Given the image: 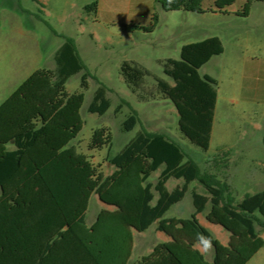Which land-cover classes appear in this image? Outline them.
I'll use <instances>...</instances> for the list:
<instances>
[{"label": "trees", "instance_id": "obj_1", "mask_svg": "<svg viewBox=\"0 0 264 264\" xmlns=\"http://www.w3.org/2000/svg\"><path fill=\"white\" fill-rule=\"evenodd\" d=\"M235 1L216 0V7L222 11ZM254 1L264 0H249L238 15L248 16ZM160 3L167 12H205L203 0ZM98 5L99 0H93L85 10L95 13ZM159 21L155 13L150 25L128 27L152 32ZM223 52L218 37L184 45L179 60L161 62L173 84L156 78L158 93L178 112L180 131L204 150L212 140L218 83L202 76L200 69ZM55 59V69L36 70L0 105V264H129L134 233L152 225L170 241L157 244L140 264H247L264 247L256 228L257 222L264 227V191L234 205L232 196L226 195L228 185L215 174L202 172L195 161L186 160L181 146L167 135L140 130L119 153L109 154L107 162L115 168L110 175L70 146L84 126L85 94L69 93L66 84L73 75L83 73L81 85L87 88L90 72L71 38L65 39ZM121 74L130 90L145 100L146 78L151 73L135 62H125ZM110 107L106 89L99 87L89 112L104 115ZM138 121L136 113H131L124 130H133ZM111 143L108 129L99 128L90 148L102 149ZM162 166L156 185L147 183ZM170 178L185 183L170 192L166 187ZM194 181L205 186L207 194L192 191L191 217L166 218ZM153 189L159 195L156 204ZM94 193L108 208L89 226L86 214ZM208 203L206 219L230 233L228 246L198 219ZM201 233L212 240V262L197 248Z\"/></svg>", "mask_w": 264, "mask_h": 264}, {"label": "rangeland", "instance_id": "obj_2", "mask_svg": "<svg viewBox=\"0 0 264 264\" xmlns=\"http://www.w3.org/2000/svg\"><path fill=\"white\" fill-rule=\"evenodd\" d=\"M210 2L205 0L206 7H209ZM155 12L160 21L152 32H140L127 37L112 32L105 25L94 24L93 15H90L89 22L74 26L72 23L60 22V13L53 5H48L44 10L41 4L33 0H0V105L36 70L55 69L57 50L69 38L68 35H73L71 39L78 45L79 55L90 77L87 88L81 85L83 73L73 75L66 84L69 93L85 94L81 108L84 126L70 146H76L79 152L89 156L99 170L110 175L115 168L107 162L109 154L119 153L142 129L163 133L181 146L186 160L195 161L202 172L215 174L221 183H226L229 187L226 195L230 194L234 205H237L245 196L264 191V146L257 145L258 135L253 130L256 126H264V123L259 107L242 100L247 89L241 79V70L232 61L231 46L225 42L226 55L215 56L205 68L203 66L200 69L202 76L208 73L214 77L219 93L214 132L208 150L192 143L182 134L175 106L160 95L155 86L156 78L173 84L165 75L161 62L179 60L180 46L184 43H196L216 36L223 22L222 17L211 12L198 14L171 11L165 16L158 10ZM179 26L185 29H179ZM69 27H76L77 30H67ZM81 27L91 32L84 33ZM258 41L260 45V41L264 40ZM125 62H135L151 73L146 78L145 100H141L127 86L121 74ZM99 87L106 89L111 102L110 109L104 115L89 112ZM133 112L139 119L138 124L133 130L126 131L123 124ZM99 128L108 129L112 143L102 149H91L93 134ZM222 142L227 143V146L221 148ZM163 169L164 166L153 172L147 183L156 185ZM184 183V179L170 178L166 187L171 192ZM192 191L207 194L205 186L197 181L192 182L186 197L174 205L165 217L190 218L194 211ZM153 192L155 198L152 203L156 204L159 195L155 189ZM104 208L108 206L99 200L97 194H92L86 214L89 225ZM210 209L211 204L208 203L198 219L215 239L228 246L230 233L206 219ZM256 216L262 219L259 213ZM256 228L264 238V227L257 222ZM134 240L135 247L129 264H135L155 244L165 243L169 238L158 231L156 225H152L144 232H135ZM213 253L212 247L206 257ZM247 264H264V247Z\"/></svg>", "mask_w": 264, "mask_h": 264}, {"label": "crops", "instance_id": "obj_3", "mask_svg": "<svg viewBox=\"0 0 264 264\" xmlns=\"http://www.w3.org/2000/svg\"><path fill=\"white\" fill-rule=\"evenodd\" d=\"M33 1L41 4L44 10H46L48 5H53L60 13L58 14L60 17V22L69 24L72 23L74 26H76L77 24L89 22L91 20L90 15H93L94 24L105 25L110 27L112 32L120 33L125 36L127 35V37L140 32L149 33L141 29H132L128 26L150 25L151 22L148 24V21H152V16L156 13L155 10H158L163 16H165L167 13V11L163 9L160 0H99L98 9L95 13H89L85 10V7L93 0ZM248 1L249 0H236L234 4L220 11L216 7V0H211L209 7H206L205 0H203V8L205 10L204 13L211 12L214 15H220L222 17L223 22L220 25L219 31L216 33V36H211L218 37L224 46V52L216 57H224V55H226L227 48L225 42H228V46H231L232 61L237 63V66L241 70V79L247 89V93L243 95L242 100L249 101L259 107L260 113L262 112V121L264 123V41H260V45L258 41L264 40V1H254L251 4V9L248 16L238 15V13L241 12L243 6ZM256 12H258V14L255 16ZM180 28L185 29L182 28V26H179V29ZM69 29L77 30L76 27H69L67 30ZM80 30H83L84 33L87 31V29L83 27H81ZM88 32L91 31H87V33ZM68 37L74 38L73 35H68ZM184 45H187V43L182 44L180 46L181 49ZM77 49L79 51L78 45ZM214 58L215 57L212 59ZM212 59L204 65V68L212 61ZM205 75L211 76L208 73H204V76ZM218 103L219 93L215 110L212 136L216 121ZM253 130L255 131L254 133H257L258 135V139H256V141H258L257 145L260 144L264 146V126H256L253 128ZM226 146L227 143H221V148ZM10 148L13 147L10 146ZM156 245L157 244L152 247L148 254L143 255L140 259H138L135 264H140L144 257L150 255ZM197 248L205 255V258L208 262L213 261L214 253L210 254L207 258V251H204L203 246L199 244L197 245Z\"/></svg>", "mask_w": 264, "mask_h": 264}, {"label": "clouds", "instance_id": "obj_4", "mask_svg": "<svg viewBox=\"0 0 264 264\" xmlns=\"http://www.w3.org/2000/svg\"><path fill=\"white\" fill-rule=\"evenodd\" d=\"M171 2V0H169ZM197 241L203 246L204 251H209L212 248V240L210 237L204 236L202 233L197 235Z\"/></svg>", "mask_w": 264, "mask_h": 264}]
</instances>
